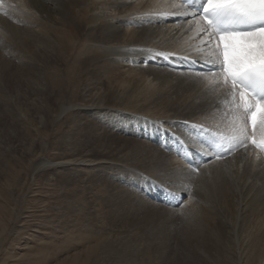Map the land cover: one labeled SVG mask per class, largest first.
<instances>
[{
	"label": "rangeland",
	"instance_id": "obj_1",
	"mask_svg": "<svg viewBox=\"0 0 264 264\" xmlns=\"http://www.w3.org/2000/svg\"><path fill=\"white\" fill-rule=\"evenodd\" d=\"M68 11L75 26L55 14L45 26L64 33L61 42L72 40L73 51L53 42L44 51L20 35L16 46L20 28L0 37V264H264V200L251 197L246 211L230 207L215 177L177 210L148 202L144 189L154 175L145 145H153L144 133L123 131L141 125L127 114L147 109L145 118L164 120L155 116L160 103L151 98L137 113L118 107L115 85L139 78L78 49L85 25L78 7ZM161 148L176 156L179 144L169 139ZM83 156L117 167L86 166ZM50 161L69 165L44 168ZM163 183L177 194L186 190ZM229 217L244 235L245 258L230 238Z\"/></svg>",
	"mask_w": 264,
	"mask_h": 264
},
{
	"label": "bare ground",
	"instance_id": "obj_2",
	"mask_svg": "<svg viewBox=\"0 0 264 264\" xmlns=\"http://www.w3.org/2000/svg\"><path fill=\"white\" fill-rule=\"evenodd\" d=\"M15 1L17 4L13 8L14 16L0 18V37L8 40L10 36L8 32L20 28L16 29L15 33L17 35L12 39L16 46L19 44L16 37L20 35L32 41V46L40 47L44 51L52 47V42L55 47L58 45L66 50L73 51L75 43L72 40L68 39L61 42L64 40V33L53 31L56 29L47 31L48 26H45V18L55 14L59 20L68 23V10L78 7L79 13L82 15L81 21L85 25L79 30L78 49H82V52L85 53L97 54L99 59H107L111 63H117L121 66L120 68L117 66L118 70L127 73V76L132 73L134 77L139 78V81L128 87L115 85L117 106L137 113L141 111V108L138 109L137 106H141L143 103L146 104L145 102L150 104L148 101L151 98L153 104L160 103L157 108L155 107L159 110V113L157 115L150 113L151 117L156 116L166 120L157 121L155 118H145L144 116L148 115L147 109L146 111L143 110L142 114L136 115V118L130 114L126 115L128 122L132 123L134 119H138V122L147 125V134L154 142L152 143L153 146L145 145L148 150L147 157L150 163H153L149 171L153 173L154 179L160 181V183L173 182L180 190H185L187 188L186 179L191 177V172L177 161L175 155L168 154L161 148V145L169 139H174L179 144L178 149H188L195 154L207 157V151L197 144L194 139L197 130L203 128L223 137L231 136L230 132L234 126L232 116L227 120L224 114L219 117L216 113V109H228L222 102V93L210 90L206 82L195 74L185 72L182 67L177 70L170 69L157 58L156 53L177 50L192 55L198 60L200 59L197 55V46L200 44L201 36L196 35L195 24L190 23L189 18L167 15V13L174 10L173 0ZM87 12H91L88 22H86V16H84ZM180 19H184L183 22L180 23ZM70 23L75 26V21ZM67 32L70 35L72 33L69 30ZM44 40L46 43L43 45ZM86 41H89V43L85 44ZM128 60L137 65L149 62L150 68H164L167 72L157 73L152 71L153 69H149L144 71L143 74L140 70L127 69L125 66H127ZM132 81L131 78L128 79L129 83H132ZM150 84H154L153 87ZM161 88L163 91H161ZM157 90L161 91L158 96H156ZM173 110L175 112L171 114ZM204 114L217 119L210 123L209 127H205ZM113 118L120 119L119 116ZM132 127V125L129 126L123 132L136 135ZM184 134H191L195 142L188 139V141L193 142L189 143ZM236 153L235 149L231 148L228 158L216 161L209 166H203L200 174L193 176L199 177L198 180L205 179L198 182V188L201 187L203 182L207 185V182L218 177L223 182V200L226 197H231L233 200L229 205L222 203V200V208L228 205L237 209L240 207L246 211L249 210L251 197L259 198L261 201L264 200V175L260 172V169H255L244 162L241 146H239L238 153ZM82 163L87 164L86 166L95 164L97 168L117 167L116 164L105 159L90 160L86 156L82 157ZM68 165L67 162L55 164L50 161L44 165V168L52 169ZM215 167L217 170L213 173ZM204 171L208 173L201 176ZM154 186L157 187L158 184L155 183ZM176 193L178 192L176 191ZM165 196L167 195L165 194ZM219 199L220 197L213 200L218 202ZM210 201L208 199V202ZM166 203H170V201ZM151 204L152 206L156 205V207L160 206L155 202ZM220 204L217 203L219 210L221 209ZM218 209H215V211ZM128 218L126 217V219ZM231 219V217L228 218L230 238L236 245L239 255L245 258L247 252L244 248V235L238 229V225L234 227Z\"/></svg>",
	"mask_w": 264,
	"mask_h": 264
},
{
	"label": "snow or ice",
	"instance_id": "obj_3",
	"mask_svg": "<svg viewBox=\"0 0 264 264\" xmlns=\"http://www.w3.org/2000/svg\"><path fill=\"white\" fill-rule=\"evenodd\" d=\"M167 15L195 24L201 40L200 59L193 63L206 66L195 75L222 93L232 116L230 137L200 129L207 134L203 143L208 151L221 159L234 145L246 147L249 138L264 151V0H174V10ZM156 55L167 59L171 54Z\"/></svg>",
	"mask_w": 264,
	"mask_h": 264
}]
</instances>
